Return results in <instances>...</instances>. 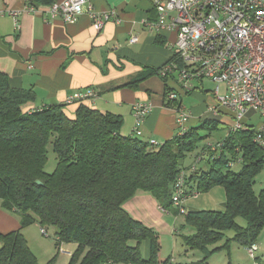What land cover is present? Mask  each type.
Masks as SVG:
<instances>
[{
    "label": "trees",
    "instance_id": "obj_1",
    "mask_svg": "<svg viewBox=\"0 0 264 264\" xmlns=\"http://www.w3.org/2000/svg\"><path fill=\"white\" fill-rule=\"evenodd\" d=\"M55 1L30 4L48 6ZM152 74L158 69L127 85L135 86ZM34 99L32 89L13 87L0 71V200L21 219L20 228L0 232V264H39L22 233L35 222L55 229L58 246L77 244L68 264H207L206 258L191 263L173 262L171 257L161 260L157 233L125 205L140 190L173 205L174 181L184 170L181 161L197 148L203 138L199 129L210 119L154 146L139 136L122 134L120 114L84 103L73 118L62 103L26 110ZM248 125V130H231L220 150L205 147L209 169L186 175L189 196L215 186H223L227 196L224 211L185 213L186 226L194 229L183 235L189 248L210 253L209 246L223 240L228 230L235 236L212 251L229 249L232 241L248 247L264 230V189L257 193L253 187L264 168V154L253 140L255 125ZM50 145L58 159L53 172L46 171ZM237 164L242 165L239 171L232 169ZM238 217L246 220V226L238 223Z\"/></svg>",
    "mask_w": 264,
    "mask_h": 264
},
{
    "label": "crops",
    "instance_id": "obj_2",
    "mask_svg": "<svg viewBox=\"0 0 264 264\" xmlns=\"http://www.w3.org/2000/svg\"><path fill=\"white\" fill-rule=\"evenodd\" d=\"M31 1L0 0V10H5V14L0 15V71L9 76L13 87L34 91L35 99L25 105L26 110L54 103L66 104L68 95L93 87L96 97L66 104L64 109L70 117H75L77 108L84 103L101 111L122 115L124 124L121 133L135 136L133 106L138 101H149L152 109L139 137L145 142L155 139L161 143L180 134L178 116L181 110L188 114L185 124L188 128L202 118L206 111L203 106L187 108L183 99L184 95L191 93L199 96L196 90L203 86V81H193V88L185 91L176 77L166 81L161 76L162 81L157 74H152L135 86L127 85L150 70H159L173 55L175 33L150 31L142 23L157 17L152 0H89L95 10L116 9L121 17V22L108 21L101 30L95 27L89 15V4L84 5V12L76 21L65 22L61 18H49L45 6L39 4L35 11L28 10ZM10 9L20 11V28L15 26L14 18L7 12ZM131 35H137L138 41L130 42ZM169 89L177 93V99L168 98ZM207 112L212 115L210 119L227 124L232 130L233 116L230 111L220 109L213 112L208 107ZM250 124L256 125L252 117ZM137 194L131 200L145 196V193ZM206 210L224 211V208ZM13 213L4 208L0 200V232L20 228V219ZM26 227L22 228V232ZM67 250L72 253L71 249ZM149 252V245H146V256ZM170 257L173 262L191 263ZM263 257L264 252L256 254L255 264L259 261L263 263ZM227 264H231V260Z\"/></svg>",
    "mask_w": 264,
    "mask_h": 264
},
{
    "label": "built area",
    "instance_id": "obj_3",
    "mask_svg": "<svg viewBox=\"0 0 264 264\" xmlns=\"http://www.w3.org/2000/svg\"><path fill=\"white\" fill-rule=\"evenodd\" d=\"M157 11L154 20H143L150 31L175 33L172 43V60L158 70L163 78L176 77L180 86L189 91L193 81L209 79L216 83L214 93L217 103L209 110L218 112L226 109L232 113V131L251 128L250 112L259 113L261 121L255 125L254 143L264 154V0H152ZM89 4V15L95 27L101 30L108 21L121 22L116 9L97 11L89 0H57L45 6L51 19L61 18L65 22L76 21ZM28 4L27 9L36 10ZM20 28L18 10H8ZM5 10H0V15ZM138 41L131 35L130 42ZM224 84L222 93L221 85ZM97 96L93 87L80 89L66 98V104L92 99ZM170 100L177 99V93H168ZM152 109L149 101H138L133 106L134 134H143V124ZM188 114L179 112L180 134L186 131ZM151 145L162 143L152 139ZM209 150H220L222 142L209 144ZM238 162L241 158L237 159ZM235 162H231V165ZM186 171H181L174 181L172 202L182 213H186L183 200L189 197L186 188ZM192 195H196L193 193ZM43 234L47 230L41 227ZM247 248L251 258L256 260L257 243ZM256 264H258L256 262Z\"/></svg>",
    "mask_w": 264,
    "mask_h": 264
},
{
    "label": "rangeland",
    "instance_id": "obj_4",
    "mask_svg": "<svg viewBox=\"0 0 264 264\" xmlns=\"http://www.w3.org/2000/svg\"><path fill=\"white\" fill-rule=\"evenodd\" d=\"M172 40L173 39H171L170 42H172ZM157 77L163 81L160 75L157 74ZM202 84L203 86L200 85L199 87L201 88H197L196 90L200 94L199 96H195L193 93L184 95V105L187 108H191L193 105H202L206 110L198 122L190 124L191 127H199L205 120L208 118L210 119L212 115L210 112H207V108L217 103L214 93L216 83L209 79H205ZM221 88L222 93L225 92L224 84L221 85ZM250 116L254 124H258L262 119L259 113H249V117ZM229 127L230 126L227 124L210 119L208 124H205L204 127L199 129V133L203 138L198 142L197 148L188 152L181 161L187 173L202 168L206 170L209 169V164L207 163L209 154L208 152L204 153V149L211 143L217 144L219 141L222 142L225 140L231 130ZM180 130L181 128H179V131ZM57 162V154L50 145L46 171L53 172L57 166ZM241 167L242 165L237 164L234 165L232 169L239 171ZM253 187L257 193L264 189V168L258 172ZM137 193V195L145 193V196H137L135 200H131L126 205V209L131 212L135 218L143 221L149 228L157 233L160 242V259L164 260L173 256L178 258L180 262L199 261L206 258L207 264H227L228 260H231V264H255V259L249 256L247 249L236 241L231 242L230 257L229 249L212 251L214 247L223 245L227 238L234 237V230L226 231V237L223 240L209 246L210 253L199 248H189L185 243L183 235L191 233L194 229L190 226H186L185 213L177 210L179 208L174 204L169 206L168 201H159L151 192L140 190ZM226 198L225 188L223 186H215L208 192H201L185 198L182 205L186 212L210 208H224L225 210ZM13 215L20 219L19 214L13 213ZM237 220L240 225L246 226L247 223L244 218L238 217ZM46 228L48 230V235L42 233L41 226L37 222L28 225L23 230L22 233L31 251L37 257L39 264H68L71 254L68 253L67 248L71 249L73 253L77 244L64 243L58 246L55 240V229L53 227ZM256 243L260 247L256 254L262 255L264 252V230ZM262 262L263 263H260L264 264V261ZM119 264L126 263L122 262Z\"/></svg>",
    "mask_w": 264,
    "mask_h": 264
},
{
    "label": "water",
    "instance_id": "obj_5",
    "mask_svg": "<svg viewBox=\"0 0 264 264\" xmlns=\"http://www.w3.org/2000/svg\"><path fill=\"white\" fill-rule=\"evenodd\" d=\"M36 182H37L38 184H41V181H40V180H37Z\"/></svg>",
    "mask_w": 264,
    "mask_h": 264
}]
</instances>
